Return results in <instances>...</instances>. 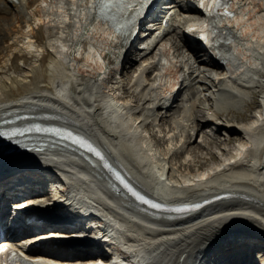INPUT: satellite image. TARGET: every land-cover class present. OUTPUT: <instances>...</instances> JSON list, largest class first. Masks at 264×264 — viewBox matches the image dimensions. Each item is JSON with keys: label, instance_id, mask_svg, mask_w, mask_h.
<instances>
[{"label": "bare ground", "instance_id": "bare-ground-1", "mask_svg": "<svg viewBox=\"0 0 264 264\" xmlns=\"http://www.w3.org/2000/svg\"><path fill=\"white\" fill-rule=\"evenodd\" d=\"M169 6L178 13L194 12L197 17L185 18L175 43L168 41L175 30L174 17L157 37L150 36L155 31L149 33L151 44L139 47L135 43L138 35L129 44L119 43L112 30L95 19L90 11L91 0H0V73L9 67L22 68L18 60L36 57L38 61L21 76L10 73L0 78V115L23 109L44 110L69 121L97 140L112 160L149 193L175 198L227 191L231 197L187 218L147 212L113 187L97 158L83 159L76 150L56 141L42 149L0 152V179L7 171L15 170L10 167L12 161L21 164L16 168H35L47 174L44 182L40 176L17 177L26 184L40 181L33 183L37 187L28 196L42 199L37 204L52 208L53 213H40L39 217H72L64 210L78 214L79 208H84L90 212L93 226H103L98 227L99 233L114 236L111 245H116L131 264L140 257L147 259L146 264H259L257 251L264 248V0H232L233 13L213 18L217 28L228 29L232 37H223L211 50L185 32V26L199 17L196 7L186 0H171ZM159 27L161 24L155 29ZM54 38L60 44H53ZM136 42L140 44L141 40ZM180 47L191 53L197 67L204 63L219 68L215 74H208L210 79L206 77L212 82V92L207 96L213 102L207 114L199 108L204 116L193 118L195 129L202 130L208 122L224 118L226 123L220 122L214 131H223L222 141L233 145L231 149L223 148L225 157L217 156L215 166L201 171H191L201 158L196 155L186 156L176 166L177 172H172L174 153L185 154L195 147L207 149L197 141L194 127L188 129L186 137L177 138L182 142L180 148L172 149V137L171 147L160 153L149 144L152 134L143 133L153 120H166L172 111L180 107L189 110V102L193 105L183 91L193 89V83L202 80L198 79L201 70L196 73L198 68L193 64L189 66L193 67L188 72L189 80L182 76ZM134 59L141 60L137 67ZM119 67L126 71L124 77L131 74L128 86L137 93L135 101L142 104L118 100L113 83ZM250 90V111L235 113V107L240 108ZM180 99L186 101L182 106ZM225 99L236 102L229 104ZM254 103L259 113L252 111ZM245 118L248 122L238 125V120ZM170 127L166 133L171 132ZM235 140L237 144H233ZM186 144L188 149L183 152ZM207 153L213 155L210 149ZM7 181L8 185L18 184L12 179ZM46 187L53 196L45 191ZM6 189H0V216L6 206ZM52 228L49 234L58 230L59 235H66L62 226ZM74 243L78 241H42L47 246L42 250L46 257L39 264L92 258L83 250L69 248ZM217 253L223 256L214 260ZM192 256L195 260H189Z\"/></svg>", "mask_w": 264, "mask_h": 264}, {"label": "rangeland", "instance_id": "rangeland-1", "mask_svg": "<svg viewBox=\"0 0 264 264\" xmlns=\"http://www.w3.org/2000/svg\"><path fill=\"white\" fill-rule=\"evenodd\" d=\"M179 12L180 13L177 14V18L174 21L175 22V26H174L175 30H174V32L173 31L170 32V33H172L171 35H170V33L168 34V35H170L169 40H168L169 42L175 43L177 41L176 34H178V33L180 34V32L182 31V27H183L184 23L186 22L185 18H188V17L196 18L197 17L194 12L182 11V10H180ZM58 42L59 41L55 38H54V40H52V43L55 45L60 44V42L59 43ZM180 42H181V40H180ZM137 45H138V43H137ZM178 52L180 54L179 58L182 59V64L184 65V70L182 72V76L185 75L187 77V80H189L188 79V72L190 71V69L193 68L192 66L191 67H189V66L194 64V57L191 55V53L184 50L183 47H180ZM199 55H201V53H199ZM131 56H134V55H131ZM35 58L36 57H34V58L31 57L28 60H18V63L20 65V67H22V68L9 67V69L7 68L5 71H2V73H0V78L1 77H7V76H9L10 73H13L15 75L19 74L20 76L23 75L24 73H26L31 68V66L38 63V61L36 62ZM140 61H141L140 59H138V60L134 59L133 60L134 65L137 67L140 64ZM197 64H198V62H195L194 67L198 68L196 73H198L201 70L200 76L198 79H202V80L200 82H194L193 83L194 84L193 89L191 88L188 90V88H185L183 91V92H185L184 93L185 99L188 97V96L186 97V95L188 94L189 98H191L190 101L193 102V105H191V102L188 103L190 105V107L188 108L190 111L185 110V108H183V107H180L179 110L177 109L178 111H175V112L172 111L171 115L169 114L170 116L168 118H166V120L162 119L161 121H159L160 120L159 118H158L159 120L158 119L153 120L154 123L149 125L148 127H146L143 130V133L146 136H149L152 134L153 137L148 138V141H149L151 148L154 149V151H158V153L163 152V151L167 150L169 147H171L170 142L172 140V137L174 140V142H172L174 148L172 147V149L176 150V149H178V147L180 148L182 142L179 139L186 137V133L188 134V129L189 128L192 129V127L195 126L193 118H196V117L202 118L204 116V114H202L199 111V108H203L206 111V114L209 111V107L211 108L210 105L212 104L213 99H209V97L207 95L212 92L210 90V88L212 87V82H209L207 80V78H209L211 75L218 72L219 68H217L216 66H210V65H207L204 63H199L200 67L199 66L197 67ZM125 72L126 71L124 70V68L119 67L118 71L116 72V78H114V83H113L114 86H116V85L119 86L116 88V95L118 96V100H121V101L128 100V101H131L133 103L142 104L143 101H139V100L135 101V95H137V93H136V91H133L134 88L130 89L128 86V82L130 81L132 76H131V74H128L127 76L124 77ZM151 80H153V76H151ZM195 80H196V78H195ZM204 82H207V83L205 84ZM120 85H122V89L120 88ZM192 91H193V93H191ZM244 94H242V95H244ZM119 95H121L122 97H120ZM245 96H246L245 99L247 101L245 100L242 103L243 105L242 104L240 105V108L235 107L234 112L235 111H238V112L239 111H241V112H244V111L249 112L250 111L249 105L247 103H249V101H253L252 100L253 94H252L251 90L248 93H246ZM257 99H260L259 94L257 96ZM226 100L227 99H225V101ZM229 100L230 101H226L228 103L230 102L229 104L236 102L235 99H229ZM226 102H225V106H226ZM185 103H186V101L184 99L179 101L180 106L184 105ZM145 106H146V104H145ZM251 106H252L251 109L253 112L259 113V111H258L259 108H257L258 104L254 103ZM238 112H235V113H238ZM152 117H154V116H152ZM179 117H180V119H179ZM151 119H154V118H151ZM221 119H222V121H221ZM221 119H215L214 120L215 123H213L211 121H210V123L208 122V125L205 126L204 129H202V130L197 131L195 129V127L193 129V131H197V134L195 135L197 141H202L203 145L207 149H210L213 152V155L208 154L207 149H205L203 147H195L192 149L191 152L189 151L187 153L186 151L188 148H187V144H186L185 145L186 148L183 149V152H186L185 154L184 153H174L173 155L171 154L172 155L171 160L173 162L172 164H173V170H174L172 172H177V171H175L176 166L179 165L181 163V161H183L186 156H190V157L194 158V156H196V155H201L199 162L195 163V165L191 168V171H197V170L201 171L203 168H206L209 165L215 166L216 162H218V160H219V159H217V156H218V158H220V157L224 158L225 157V154H223L224 153L223 148H227V149L230 148L231 149L233 145H227V143L222 141L224 136H225L223 134V131L222 132H219L217 130L214 131L217 128V124H219L220 122L226 121L224 118H221ZM150 121L151 120L149 119L148 122H150ZM247 122H248V120H247V118H245L243 120H238L237 123H238V125H240V124H246ZM190 123H192V125ZM169 126L173 127V128L170 127L171 132L173 131L172 133L170 131L168 133H166L169 130ZM172 129L176 130V134H175V131ZM183 130H185L186 132ZM181 132H183V134ZM165 133H166V135H165ZM183 135H184V137H183ZM166 136H169V137H166ZM175 136H177V137H175ZM168 138H169V140H168ZM177 138H179V139H177ZM176 140L179 143H176L177 142ZM174 144H177V145L174 146ZM233 144H235V143H233ZM193 147H194V144H193ZM175 154H177V155H175ZM215 155H216V158H215ZM175 163H177V164H175ZM184 168L185 167L182 166V170H184ZM185 172H188V170H185ZM252 228H254V227H252ZM254 229H255L254 231H256V232L259 230L257 227H255ZM257 252L258 253L256 255V259H258L259 262L264 263V258H260V255L264 253V248L260 249V252L259 251H257ZM190 259L195 260V258H193V256L191 258H189V260ZM191 262H193V261H191ZM253 264H256V263H253Z\"/></svg>", "mask_w": 264, "mask_h": 264}, {"label": "snow or ice", "instance_id": "snow-or-ice-1", "mask_svg": "<svg viewBox=\"0 0 264 264\" xmlns=\"http://www.w3.org/2000/svg\"><path fill=\"white\" fill-rule=\"evenodd\" d=\"M109 0H97V3L101 6L105 5L106 3H108ZM215 2H219V0H215ZM193 29H189V31H192Z\"/></svg>", "mask_w": 264, "mask_h": 264}]
</instances>
